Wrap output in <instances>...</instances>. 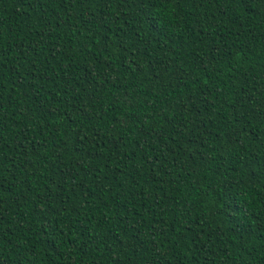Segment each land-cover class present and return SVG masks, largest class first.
Here are the masks:
<instances>
[{
    "label": "trees",
    "instance_id": "16d2710c",
    "mask_svg": "<svg viewBox=\"0 0 264 264\" xmlns=\"http://www.w3.org/2000/svg\"><path fill=\"white\" fill-rule=\"evenodd\" d=\"M0 264H264V0H0Z\"/></svg>",
    "mask_w": 264,
    "mask_h": 264
}]
</instances>
